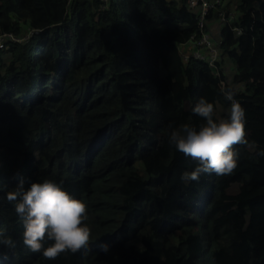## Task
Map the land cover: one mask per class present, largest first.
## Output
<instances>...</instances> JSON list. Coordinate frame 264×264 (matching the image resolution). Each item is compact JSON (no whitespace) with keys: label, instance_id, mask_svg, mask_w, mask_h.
<instances>
[{"label":"trees","instance_id":"16d2710c","mask_svg":"<svg viewBox=\"0 0 264 264\" xmlns=\"http://www.w3.org/2000/svg\"><path fill=\"white\" fill-rule=\"evenodd\" d=\"M222 2L210 23L239 16L212 70L183 60L210 27L188 0H0V37L18 40L0 49V264H264V0ZM228 86L245 109L238 164L184 181L195 161L169 125L203 123L201 97L225 118ZM22 178L86 202V247L51 259L25 245L7 199Z\"/></svg>","mask_w":264,"mask_h":264},{"label":"clouds","instance_id":"9594fccd","mask_svg":"<svg viewBox=\"0 0 264 264\" xmlns=\"http://www.w3.org/2000/svg\"><path fill=\"white\" fill-rule=\"evenodd\" d=\"M222 93L231 101L225 118L216 119L214 104L201 97L192 112L202 117L203 123L198 127L189 123L169 125L168 143L195 161L191 170L181 174L184 181L199 180L205 173L230 174L238 164L233 145L246 139L245 109L235 98V86L223 88ZM7 199L16 201L23 241L31 251L54 259L64 251L74 253L88 245L92 230L85 223L87 204L66 190L62 182L44 179L31 181L25 187L22 178L15 190L7 193ZM4 243L11 245L12 241L7 239ZM108 248L106 243L101 245V251Z\"/></svg>","mask_w":264,"mask_h":264},{"label":"built area","instance_id":"2783aa9c","mask_svg":"<svg viewBox=\"0 0 264 264\" xmlns=\"http://www.w3.org/2000/svg\"><path fill=\"white\" fill-rule=\"evenodd\" d=\"M106 1V0H104ZM222 0H188V5L191 9L197 10L198 17L200 19V27L204 30L207 24L210 27L207 31H204L202 37L191 43L189 46L185 47L183 52V60L186 63L196 60L204 63L212 70H217V62L220 60V45L223 41L219 40V45L217 46L215 41V36H217L218 31L225 24H231L238 19V12H221L219 18L215 23L209 22L210 12L214 7L221 6ZM232 32L235 36L239 37L244 34V29L240 26L234 25L232 27ZM16 38L11 35H3L0 37V49H4L8 42H16Z\"/></svg>","mask_w":264,"mask_h":264},{"label":"rangeland","instance_id":"374dc122","mask_svg":"<svg viewBox=\"0 0 264 264\" xmlns=\"http://www.w3.org/2000/svg\"><path fill=\"white\" fill-rule=\"evenodd\" d=\"M216 116H217L219 119H221V118H220V114H219L218 112H216Z\"/></svg>","mask_w":264,"mask_h":264}]
</instances>
